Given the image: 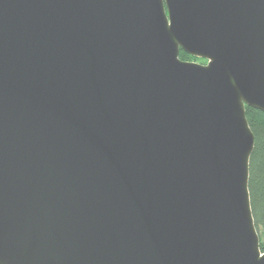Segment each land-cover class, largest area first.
<instances>
[{
    "label": "water",
    "instance_id": "1",
    "mask_svg": "<svg viewBox=\"0 0 264 264\" xmlns=\"http://www.w3.org/2000/svg\"><path fill=\"white\" fill-rule=\"evenodd\" d=\"M246 105L264 0H0V264H264Z\"/></svg>",
    "mask_w": 264,
    "mask_h": 264
},
{
    "label": "trees",
    "instance_id": "2",
    "mask_svg": "<svg viewBox=\"0 0 264 264\" xmlns=\"http://www.w3.org/2000/svg\"><path fill=\"white\" fill-rule=\"evenodd\" d=\"M181 58L190 60L193 55L187 54L184 50L180 52ZM246 117H248L256 143L251 156L249 192H251L252 211L255 224L261 236L260 246L264 251V112L246 105Z\"/></svg>",
    "mask_w": 264,
    "mask_h": 264
},
{
    "label": "flooded vegetation",
    "instance_id": "3",
    "mask_svg": "<svg viewBox=\"0 0 264 264\" xmlns=\"http://www.w3.org/2000/svg\"><path fill=\"white\" fill-rule=\"evenodd\" d=\"M201 59H203V60H204V62H203V63H207V62H208V60H206V59H204V58H201ZM198 60H200V58H198V57H195V56H194V58L190 59V61H195V62H198ZM186 61H187V60H186Z\"/></svg>",
    "mask_w": 264,
    "mask_h": 264
},
{
    "label": "rangeland",
    "instance_id": "4",
    "mask_svg": "<svg viewBox=\"0 0 264 264\" xmlns=\"http://www.w3.org/2000/svg\"><path fill=\"white\" fill-rule=\"evenodd\" d=\"M187 61H190V60H187ZM198 62H199V63H203L204 60H203V59H200V60H198Z\"/></svg>",
    "mask_w": 264,
    "mask_h": 264
}]
</instances>
